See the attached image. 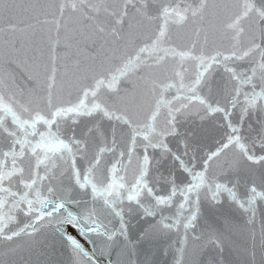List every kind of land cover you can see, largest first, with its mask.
Here are the masks:
<instances>
[{"label": "snow or ice", "instance_id": "snow-or-ice-1", "mask_svg": "<svg viewBox=\"0 0 264 264\" xmlns=\"http://www.w3.org/2000/svg\"><path fill=\"white\" fill-rule=\"evenodd\" d=\"M225 205L264 264V0H0V264H204Z\"/></svg>", "mask_w": 264, "mask_h": 264}, {"label": "water", "instance_id": "water-1", "mask_svg": "<svg viewBox=\"0 0 264 264\" xmlns=\"http://www.w3.org/2000/svg\"><path fill=\"white\" fill-rule=\"evenodd\" d=\"M209 127L210 131L203 141L206 148L213 147L216 139H218L223 132V129L219 128L218 125H210ZM166 167L167 165H165V168ZM163 170L164 169L162 168V171ZM261 212H264V205H261L257 212V228L259 227ZM225 218H228L233 226V235L231 237L230 245L225 248L223 254H218L215 250L208 249L203 254L202 260L204 264H247V257L237 251V248L244 246L245 243L244 237L238 231L244 224V217L239 211L228 205H225L218 210L205 209V218L201 220V225L203 226L207 219L223 228L226 227ZM143 226V221L139 220L137 217H132L129 224V233L134 240ZM68 231L72 235L77 236V239H80L73 229L69 228ZM81 243H84V246L89 248V245L83 240H81ZM138 247L141 249V264H143L145 260H147L149 264H174L173 252L168 250L166 239H160L152 243L142 242ZM46 251L52 252L51 258L54 259L55 264H72L70 252L67 249L61 248L57 245L54 251L52 249H46ZM166 252L167 254H165ZM23 255H27V251H25ZM32 259L35 260L36 257L34 256ZM256 264H261L259 254H257L256 257Z\"/></svg>", "mask_w": 264, "mask_h": 264}]
</instances>
